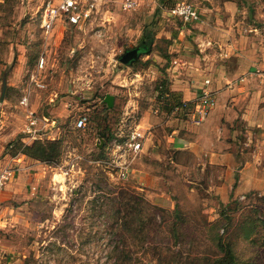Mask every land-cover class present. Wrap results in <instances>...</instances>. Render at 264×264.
<instances>
[{"label":"rangeland","instance_id":"rangeland-1","mask_svg":"<svg viewBox=\"0 0 264 264\" xmlns=\"http://www.w3.org/2000/svg\"><path fill=\"white\" fill-rule=\"evenodd\" d=\"M132 1L85 0L87 22L59 17L45 34L41 0H0V169L15 170L0 195V264H214L222 243L232 263L264 264V144L252 133L245 145L241 130L230 164L180 149L191 106L179 108L183 92L173 90L175 79L192 84L193 70H234L251 59L245 48L264 34V0H185L199 10L195 23L170 14L180 0ZM144 25L153 43L121 63ZM28 108L56 121L45 131L61 143L59 158L36 168L4 160L7 143L28 134ZM79 115L87 116L81 129ZM137 126L143 150L120 180L102 161ZM120 191L137 202L127 208Z\"/></svg>","mask_w":264,"mask_h":264},{"label":"crops","instance_id":"crops-1","mask_svg":"<svg viewBox=\"0 0 264 264\" xmlns=\"http://www.w3.org/2000/svg\"><path fill=\"white\" fill-rule=\"evenodd\" d=\"M255 37L257 40L260 38L258 35ZM245 50L251 59L248 58L245 63H241L234 70H225L221 66L215 67L205 74L193 70L191 71L193 83L189 85L183 79L174 80L173 90L183 92V100L181 101L190 102L191 107L203 87L211 89L216 98L214 107L200 122H196L193 113H191V119L185 121L187 133L186 136L179 137L181 140L180 149H189L196 154L204 153L207 155L206 161L209 162L230 164L233 158L228 148L235 147V139L239 137L241 130L244 129L248 139L247 142L245 141V145H248V141L252 140V133L255 134L253 139L256 144L258 143L257 146H260L259 143L264 144V82L256 74V70L260 66L251 65L253 58L254 61H259L264 69V34L261 35V40L254 45L251 46L247 43ZM252 52L255 53V57L251 56ZM206 79L209 80L208 83H205ZM193 85H196L198 89L191 90ZM47 126L50 132L54 131V128L49 124ZM144 131L145 129H143ZM42 134V138L44 136L47 138L49 132L43 131ZM24 139L30 142L35 140L30 138L28 134L23 137ZM100 144H98L99 148L102 146ZM9 159L11 162L18 159L19 165L21 162V168H36V163L39 162L24 154L17 157L6 154L4 160Z\"/></svg>","mask_w":264,"mask_h":264},{"label":"built area","instance_id":"built-area-1","mask_svg":"<svg viewBox=\"0 0 264 264\" xmlns=\"http://www.w3.org/2000/svg\"><path fill=\"white\" fill-rule=\"evenodd\" d=\"M84 1L85 0H41V4L37 10L40 17V28L43 29L45 34H49L54 29L59 17L63 18L64 21L72 25H79L87 22L89 17L87 5ZM133 4L134 1L126 0L125 7L132 6ZM169 12L172 17H175L184 23H195L199 20V10L197 7L185 0H180L174 3V5L169 8ZM38 64L39 68L42 67L44 60H39ZM256 74L259 79L264 82V69H257ZM208 82L209 80L206 79L205 83ZM36 84L38 86L43 85L38 81H36ZM27 100V96H23L20 102L22 104H26ZM215 103L216 98L213 91L203 87L191 107V113H193V118L196 122H200L207 115L210 109L214 107ZM27 112L28 123L25 131L28 133L30 138L42 139L43 134L38 133V131L42 128H45V131L46 128H48V124L53 128H58L54 119L49 120L46 116L38 118L35 115V111L32 109H29ZM38 120L42 122V125L41 127L36 128L35 126H37ZM86 120L87 116L79 115V117L74 121V127L79 129L84 128ZM47 138H52V136L48 135ZM143 139L144 132L142 133L141 127L137 126L131 131L130 135L126 139L125 145L114 148L110 153V156L102 161L108 169V174L120 180L126 179L133 160L142 149ZM14 173L15 170L10 166H5L0 169V195L6 183L13 178ZM66 174H68V171L64 170V176H66Z\"/></svg>","mask_w":264,"mask_h":264},{"label":"trees","instance_id":"trees-1","mask_svg":"<svg viewBox=\"0 0 264 264\" xmlns=\"http://www.w3.org/2000/svg\"><path fill=\"white\" fill-rule=\"evenodd\" d=\"M154 37L155 35L151 27L144 25L139 44L147 46V50H148L150 45L154 41ZM160 85L162 88L166 89L165 81H162ZM166 92L168 93V89H166ZM177 100H178L177 106L179 108L181 107V109H185L188 106H190V102L181 101L180 98H178ZM60 149H61V143H60V140L58 139L56 140L48 139L46 141L42 139H35L29 144L23 141V135L17 134V136H15L14 139L9 141L7 145L5 146V154H9L11 156H15L17 154H24L35 160H39L45 163H51L59 158V155L61 152ZM122 201H123L124 206H126L127 208H131L133 204L137 202V199L135 198V196L130 195L129 193L125 191H120V201L119 202H122ZM227 245L228 244L222 243V246H224V251H225L224 255L218 258L214 264H236L235 262L234 263L231 262L232 257H234V255L232 253L231 248Z\"/></svg>","mask_w":264,"mask_h":264},{"label":"water","instance_id":"water-1","mask_svg":"<svg viewBox=\"0 0 264 264\" xmlns=\"http://www.w3.org/2000/svg\"><path fill=\"white\" fill-rule=\"evenodd\" d=\"M147 50V46L143 45L140 48L138 46H133L131 48H128L124 50L119 56L118 59L121 63L123 64H129L131 65L133 62H135L142 52ZM5 89H6V81L3 79V85H2V90H1V95H0V101L3 100L4 94H5ZM113 100L114 97L111 94H106L103 101L107 104L108 107H111L113 105ZM102 145V142L100 146Z\"/></svg>","mask_w":264,"mask_h":264},{"label":"flooded vegetation","instance_id":"flooded-vegetation-1","mask_svg":"<svg viewBox=\"0 0 264 264\" xmlns=\"http://www.w3.org/2000/svg\"><path fill=\"white\" fill-rule=\"evenodd\" d=\"M136 46H138L139 48L141 47V46H143V45H141V44H138V45H136Z\"/></svg>","mask_w":264,"mask_h":264}]
</instances>
